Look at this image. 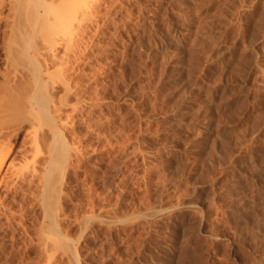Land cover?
I'll list each match as a JSON object with an SVG mask.
<instances>
[{"label":"rangeland","instance_id":"1","mask_svg":"<svg viewBox=\"0 0 264 264\" xmlns=\"http://www.w3.org/2000/svg\"><path fill=\"white\" fill-rule=\"evenodd\" d=\"M89 3L81 102L58 121L60 237L39 196L10 193L0 264H264V0Z\"/></svg>","mask_w":264,"mask_h":264},{"label":"bare ground","instance_id":"2","mask_svg":"<svg viewBox=\"0 0 264 264\" xmlns=\"http://www.w3.org/2000/svg\"><path fill=\"white\" fill-rule=\"evenodd\" d=\"M89 2L90 0H0V22L4 18L9 20V33L3 48L5 70L0 71V212L6 213L11 209L8 202L10 193L23 191L31 201L39 196L38 200L43 206L41 209H44L45 216L51 220V227H54L50 230L51 227L48 226L53 237H60L59 215L56 213L55 217L53 213V201L59 202L55 199V195L59 194L57 186L61 189L62 185L57 184V181L60 179V183L64 182L73 155L72 151H68L71 147L63 146L66 143V137H63L65 129L64 126L61 128L63 121L61 124L59 122L65 115H69V108L74 110L81 102L77 88L79 82L73 76L85 61L89 31L93 22L98 21L101 9ZM6 6L9 13L5 17L2 11ZM91 17L95 21L89 20ZM88 20L91 24H88ZM73 94L75 102H72ZM43 121L50 127H47L48 134L39 130ZM25 125L33 143L31 149L18 147V157L23 161L20 165L17 163V156L13 155L14 158L10 159L16 149L11 137L17 135ZM11 130L13 134L10 133ZM44 154L47 155V160L43 158ZM57 163L60 165L56 168V177L54 167ZM58 206L55 207L57 211L61 209ZM52 240L50 237L54 246L56 241ZM49 242L47 245L51 246Z\"/></svg>","mask_w":264,"mask_h":264}]
</instances>
